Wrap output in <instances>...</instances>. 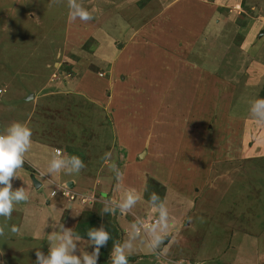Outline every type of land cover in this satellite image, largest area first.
Here are the masks:
<instances>
[{"label":"rangeland","instance_id":"374dc122","mask_svg":"<svg viewBox=\"0 0 264 264\" xmlns=\"http://www.w3.org/2000/svg\"><path fill=\"white\" fill-rule=\"evenodd\" d=\"M78 2L94 19L72 20L67 0H0V130L13 121L27 124L26 161L40 162L30 163L37 169L25 162L12 181L29 200L15 205L11 219L0 217L8 226L0 236V264H35L36 249L48 254L56 223L75 225L78 200L67 201L36 177L41 171L55 179L56 173L47 175L55 148L85 164L77 174L60 173L76 178L75 193L107 192L88 201L115 210L118 244L131 245L129 264H150L144 255L135 262L134 241L143 246L145 233L120 218L125 210L118 205L129 191L138 197L130 214L146 209L144 191L151 197L160 190L170 213L174 242L154 264H252L256 250L264 259V123L250 113L251 103L264 98V44L242 47L250 19L263 23L264 37V0H236L254 9L231 7L230 22L224 16L213 38L209 28L188 27L198 14L186 0ZM125 170L117 184L116 173ZM108 171L110 181L101 185ZM117 187L118 203L110 199ZM161 203L149 207L150 236L167 229L156 223ZM12 225L19 233H11ZM90 243L82 238L76 254L91 253Z\"/></svg>","mask_w":264,"mask_h":264},{"label":"clouds","instance_id":"9594fccd","mask_svg":"<svg viewBox=\"0 0 264 264\" xmlns=\"http://www.w3.org/2000/svg\"><path fill=\"white\" fill-rule=\"evenodd\" d=\"M53 2L59 4L62 3V0H53ZM67 6L72 20L78 18L81 21L88 22L94 19L92 12L85 9L78 0H67ZM250 113L258 122L264 123V98L256 99L251 103ZM31 137L32 130L27 124L20 121H13L3 130H0V217L11 219L15 205L29 200V195L25 188L19 187L14 189L12 181L19 178L17 172L26 162V154L32 146ZM84 168L85 164L79 156L69 155L62 149H56L48 162L47 175L51 176L52 173L61 172L66 175H73L79 173ZM116 168L117 164L112 163V169L115 170ZM122 175L120 172L116 173L114 178L117 184L121 181ZM63 185L56 187V189L59 188L61 191ZM65 185L70 190L69 185ZM73 194L74 198L78 197L75 193ZM88 199L84 202H91ZM137 199L138 197L129 191L123 203L119 206L120 209L127 210L132 208L137 203ZM150 199L155 201L159 200L160 197L156 193H152ZM154 206L156 205L151 207ZM159 209V219L156 223L159 226L167 227L168 210L163 203L159 205ZM102 213H109L111 215L115 214V210L105 206L102 209ZM152 220L153 217L145 221L149 222V225L146 227L152 226ZM136 222L138 229L136 232L140 233L145 226L142 228L141 223L143 222L138 221V219ZM6 227H8L6 224L0 225V236L5 235ZM55 229L48 237V254L45 255L43 251L36 249L35 264H97L101 247L106 246L107 242L112 238L103 225L98 229L94 227L89 228L87 237L91 242L89 245L94 246L93 251L91 253L84 251L80 255H77L78 242L82 239L81 236L74 232L73 228H66L63 223H56ZM10 231L16 234L19 233L20 229L16 225H12ZM129 247H131L130 244L125 243L123 246H120L114 242L110 253L111 264H129L128 253L125 251ZM177 264H187V262L181 259Z\"/></svg>","mask_w":264,"mask_h":264},{"label":"crops","instance_id":"0c3cea01","mask_svg":"<svg viewBox=\"0 0 264 264\" xmlns=\"http://www.w3.org/2000/svg\"><path fill=\"white\" fill-rule=\"evenodd\" d=\"M187 2H186V4L187 5H191V9H193V7H194V11L196 12V14H198V16L196 17V18H194V20H195V23L194 22H192L191 23V25H189L188 27L189 28H193L194 27V29H199L200 31L201 30H204V29H207V28H209L210 29V31H211V33H212V35H210L211 36V38H213V37H215L216 35H217V25L218 26H220V23H221V19H225V17H226V20H228L229 22H230V17H231V14H232V12L233 11H231V7H236V8H240V10L241 11H243V10H245V13L247 12L246 10V8H247V5H249L248 3H242V2H236V0H202V1H198V0H186ZM191 1V2H190ZM250 6V8L249 9H254V6L253 5H249ZM201 7V8H200ZM245 8V9H244ZM185 9V8H184ZM261 10V9H260ZM183 11H185V10H183ZM262 12H264V11H262ZM261 12V13H262ZM192 13V12H191ZM223 15V16H222ZM225 16V17H224ZM254 20V19H253ZM259 23H261L260 21H252L251 19L245 24V25H247V26H245V28L244 29H242V31L244 32V38H243V41H242V47L243 46H247L248 44L245 42V41H252V43L254 42V44L255 43H257V42H260L262 45L264 44V37L262 38V37H260V34H261V32L263 31V29L262 30H260L259 32H258V28L260 27V24ZM192 24H194V26L192 25ZM197 24V27H195V25ZM262 25H263V23H261ZM193 26V27H192ZM248 29V30H247ZM193 30V29H192ZM244 48V47H243ZM245 50L246 49H248V48H244ZM245 55H246V57L247 56H249V54H248V51L246 52L245 51ZM260 61V60H259ZM245 66L247 65V62L244 64ZM250 65H252V64H249V66ZM251 68V67H250ZM35 141H37V140H35ZM40 145V144H39ZM40 146H44V145H40ZM42 147H40V149H41ZM42 150V149H41ZM43 151V150H42ZM56 151V148L54 149V152ZM40 154H42V155H45V153H43V152H39ZM144 153H145V151H144ZM35 158H33L32 160H34ZM31 160V159H30ZM122 160H124V158L122 159ZM27 163H28V165L29 166H32L33 168H35V166H37V165H40V162H39V160L38 161H31V162H29V161H26ZM30 163H33V164H30ZM135 163V162H134ZM134 163H133V165H134ZM101 167V166H100ZM100 167H97V168H100ZM132 167V166H131ZM137 167L134 165L132 168H129V170H128V172L130 171V174L136 169ZM35 169H37V167L35 168ZM120 169V168H119ZM35 171H37V170H35ZM38 176H36V177H38V178H44V179H46L49 183H51L52 185H55L56 187H58L59 185L61 186L62 184H69V183H71V186H69L70 187V190H71V192L72 193H75V191H73L72 190V187L74 186V181L76 180V178L74 177V176H70V178H68L67 176L64 178V175H62V174H60V173H56V177H55V179H48V177L43 173V172H41V171H38ZM115 173V172H114ZM42 174H44V175H42ZM127 170H125L124 171V174H123V176H122V178H126L127 177ZM59 175H60V178L62 179V180H60V178H59ZM99 178H101V177H99ZM99 178L98 177H96L95 179H94V182H92V183H94V184H98V182H100V180H99ZM36 179V178H35ZM102 179V181L100 182V184L102 185V183H103V181H107V182H109L110 181V172L108 171L107 172V175H105L104 177H102L101 178ZM37 180V179H36ZM38 181V180H37ZM152 181H154L155 183H157V184H159L160 186H161V184L159 183L160 181H158V180H152ZM40 183V182H39ZM91 183V184H92ZM94 184H93V186L92 187H94ZM156 185V184H155ZM40 186H41V183H40ZM99 186V185H98ZM105 188V187H104ZM145 188H146V186H145ZM155 188H156V186H155ZM103 188H100V193H103V195H105V194H107V192L104 190ZM78 193V194H77ZM95 194L96 192L95 191H92L91 193H84V192H76L75 194H76V196H78V197H75L73 200H70V199H68V198H66L67 199V201H69V202H71V201H74V200H78V203H77V209H75V213H73V214H76V221H77V219H78V216H79V214H80V212L81 211H83L85 208H84V205L86 204V202H83V200H81V197H85V198H89V199H91L92 197H93V194ZM100 193H96V194H98V195H100ZM119 193H120V190L118 189V187H117V192H114L113 191V193H112V196H111V200L114 202V201H116L117 203H118V198H119ZM159 197L160 196H162V192H161V190H160V192H159ZM63 195V194H62ZM146 195H149V193L148 194H146ZM146 195H145V191L142 193V196H140V197H142L141 199H142V202H143V205L146 207V209L142 212V214L141 215H139V216H136V215H134V214H130L129 212H127L126 210L125 211H120L119 210V212H120V215H121V217L120 218H122V217H126V220H128V221H131L133 224H134V232L135 233H137L136 232V229H137V222H136V220L138 219V220H140L141 222H145V221H147V220H149V218L150 217H147L148 216V214H149V207H151V206H153V205H158L159 203H161L160 202V199L159 200H155V201H153V200H151L150 199V197H146ZM102 197V196H101ZM47 202H49V200L47 201ZM114 204V203H113ZM118 206H120V205H118ZM73 210V209H72ZM70 211H71V209H70ZM169 213V212H168ZM170 214V213H169ZM75 216V215H74ZM170 218V217H169ZM123 219V218H122ZM124 220H122L121 221V224H123V226H124V224H125V221L123 222ZM176 222H180V219H176ZM76 223V222H75ZM116 223H117V221H116ZM118 224V223H117ZM180 224H182V221H181V223ZM73 227V226H72ZM150 227H145L144 229H143V233H145V239H146V242H145V244L143 245V246H138V244L134 241V244H135V246L137 247V250H138V253H137V260H135V262H139V261H142V255H144V256H147V260L149 261V263L150 264H154V262H153V260L155 259L156 261H157V259H159V258H162V252H163V250L165 249V247H167V244H169V243H171V242H174L173 241V239L172 238H174L173 237V234H172V231L174 230V229H170L171 228V226H170V224H169V222H167V229L165 230V229H161V230H159V231H157V230H155V231H153V235L152 236H150V235H148V232L149 231H147L148 229H149ZM125 230H127V225L125 226V228H124V231ZM175 231V230H174ZM141 233V232H140ZM137 234H139V233H137ZM175 234H176V237L179 239V240H181V239H184V238H186L185 236H183L182 234H181V236H179L178 235V233H176L175 232ZM164 235H168L169 236V239H168V241H167V243H165V245L162 247V249H160V250H158V249H156V242L162 237V236H164ZM119 242V241H118ZM118 244V243H117ZM168 249L167 250H170L171 248H169V247H167ZM259 253H261L259 250H256V253L254 254L255 255V257H253V258H256V262L255 261H253V263L252 264H261L262 262H263V258H262V255H260ZM261 256V257H260ZM157 259H156V258ZM110 259H111V256H110ZM181 259H178V260H175L176 262H174V263H177L178 261H180ZM257 260H259V261H257ZM213 261V260H212ZM197 264L199 263V264H202L204 261H195ZM214 262V261H213ZM213 262H209V263H207V262H204L203 264H213ZM171 263H173V262H171ZM226 263V262H225ZM215 264V263H214Z\"/></svg>","mask_w":264,"mask_h":264},{"label":"trees","instance_id":"16d2710c","mask_svg":"<svg viewBox=\"0 0 264 264\" xmlns=\"http://www.w3.org/2000/svg\"><path fill=\"white\" fill-rule=\"evenodd\" d=\"M264 89V86H263ZM70 150L68 151V153ZM107 194L102 197H106ZM96 202V201H95ZM89 202L88 204H93L92 208L87 210L84 209L80 212L78 219L75 225L72 227L73 231L78 233L81 238H87V231L89 228H100L101 225L105 227V229L111 234V239L107 242V245L101 247L100 256L98 258V264H111L110 253L113 247L114 242L118 243L119 235H118V227L113 214L102 213L103 205L101 203Z\"/></svg>","mask_w":264,"mask_h":264},{"label":"built area","instance_id":"2783aa9c","mask_svg":"<svg viewBox=\"0 0 264 264\" xmlns=\"http://www.w3.org/2000/svg\"><path fill=\"white\" fill-rule=\"evenodd\" d=\"M61 194H63L64 196L68 197L69 199H73L74 198V194L70 192V190L67 188V186L65 184L61 187ZM81 200H83V202H84V201L87 200V198L81 197ZM148 225H149V222H143V223H141V227L142 228L144 226L146 227ZM136 231H138V229H136Z\"/></svg>","mask_w":264,"mask_h":264},{"label":"water","instance_id":"95a60500","mask_svg":"<svg viewBox=\"0 0 264 264\" xmlns=\"http://www.w3.org/2000/svg\"><path fill=\"white\" fill-rule=\"evenodd\" d=\"M119 45H120V44H119ZM31 95H32V94H31ZM142 152H144V151H142ZM142 152H141V153H142ZM141 153H140V156H141ZM33 182L36 184L37 187L40 186L39 181H37L35 178H33ZM68 185L71 186V183H69ZM168 239H169V236H168V235H164V236H162V237L156 242V245H155V246H156V249H158V250L162 249V247L165 245V243H167Z\"/></svg>","mask_w":264,"mask_h":264}]
</instances>
